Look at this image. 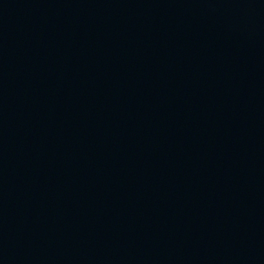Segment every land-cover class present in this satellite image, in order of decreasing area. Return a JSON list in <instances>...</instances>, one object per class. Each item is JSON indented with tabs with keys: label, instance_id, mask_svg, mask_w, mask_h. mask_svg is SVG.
<instances>
[{
	"label": "water",
	"instance_id": "95a60500",
	"mask_svg": "<svg viewBox=\"0 0 264 264\" xmlns=\"http://www.w3.org/2000/svg\"><path fill=\"white\" fill-rule=\"evenodd\" d=\"M0 264H264V0H0Z\"/></svg>",
	"mask_w": 264,
	"mask_h": 264
}]
</instances>
